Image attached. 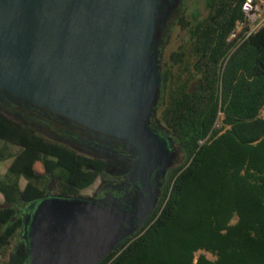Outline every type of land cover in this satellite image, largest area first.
Returning a JSON list of instances; mask_svg holds the SVG:
<instances>
[{"label": "trees", "instance_id": "obj_1", "mask_svg": "<svg viewBox=\"0 0 264 264\" xmlns=\"http://www.w3.org/2000/svg\"><path fill=\"white\" fill-rule=\"evenodd\" d=\"M242 1L204 0L203 16L180 13L188 39L160 63L159 118L184 160L150 218L96 264H264V24L236 46L226 39ZM6 159L0 263L26 264L23 222L45 192V175L74 194L94 179V163L0 109V163Z\"/></svg>", "mask_w": 264, "mask_h": 264}, {"label": "water", "instance_id": "obj_2", "mask_svg": "<svg viewBox=\"0 0 264 264\" xmlns=\"http://www.w3.org/2000/svg\"><path fill=\"white\" fill-rule=\"evenodd\" d=\"M179 2L0 0V92L139 143L145 185L169 154L147 121L160 95L158 40ZM29 207L26 264H96L140 222L131 227L129 211L88 196H42Z\"/></svg>", "mask_w": 264, "mask_h": 264}, {"label": "flooded vegetation", "instance_id": "obj_3", "mask_svg": "<svg viewBox=\"0 0 264 264\" xmlns=\"http://www.w3.org/2000/svg\"><path fill=\"white\" fill-rule=\"evenodd\" d=\"M180 0L179 5L182 4ZM180 6L174 8L163 22V34L168 25L176 23L180 16ZM165 39L158 40L161 50ZM161 63V62H160ZM159 96L154 113L148 118V128L156 134L164 146L169 149L168 156L156 165L148 176L145 185L139 176V163L142 157L139 143H128L121 139L106 136L99 132L65 120L43 109L24 104L14 97L0 92V109L15 118H27L47 138L66 144L76 151L93 159L92 169L95 176L92 182L78 193L62 194L56 186V180L49 173L45 175L43 196H83L97 203L121 211H129L125 218L130 226H136L135 232L153 214L160 203L166 181L176 166L184 160V153L171 132L159 118L161 108ZM35 201V200H34ZM30 204V203H29ZM28 214V213H27ZM26 214V215H27ZM25 224L23 223V231ZM25 241L27 239L23 235Z\"/></svg>", "mask_w": 264, "mask_h": 264}, {"label": "rangeland", "instance_id": "obj_4", "mask_svg": "<svg viewBox=\"0 0 264 264\" xmlns=\"http://www.w3.org/2000/svg\"><path fill=\"white\" fill-rule=\"evenodd\" d=\"M182 4H180L179 13H182L186 19H189L191 16V13L194 9L198 11L200 16H203L206 12L205 6H204V0H182ZM168 30L165 29L164 34L162 30V36L165 39V42L163 43V47L160 50L161 57L160 62L165 60L168 53L175 49L179 45H186L187 39H188V33L186 30L181 29L179 26L178 21L176 23H171L168 25ZM156 113H159V110H156ZM15 147H11L10 150L12 152L15 151ZM9 159H6L0 163V169L1 171L4 170L6 162H8ZM24 183V179H19V185L22 186ZM3 201L2 195L0 194V203ZM208 257H211L209 253H205ZM1 264V263H0Z\"/></svg>", "mask_w": 264, "mask_h": 264}, {"label": "built area", "instance_id": "obj_5", "mask_svg": "<svg viewBox=\"0 0 264 264\" xmlns=\"http://www.w3.org/2000/svg\"><path fill=\"white\" fill-rule=\"evenodd\" d=\"M240 9L242 15L240 18L235 19L226 37L227 40L235 41V46L264 24V0H243ZM221 118L222 113L218 111L213 122L215 128L220 125Z\"/></svg>", "mask_w": 264, "mask_h": 264}, {"label": "crops", "instance_id": "obj_6", "mask_svg": "<svg viewBox=\"0 0 264 264\" xmlns=\"http://www.w3.org/2000/svg\"><path fill=\"white\" fill-rule=\"evenodd\" d=\"M260 116L262 118H264V105H263L262 109L260 110Z\"/></svg>", "mask_w": 264, "mask_h": 264}]
</instances>
